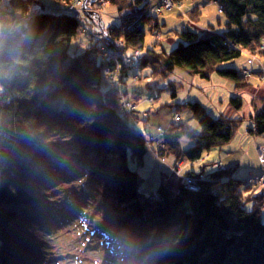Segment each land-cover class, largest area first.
<instances>
[{
  "label": "trees",
  "instance_id": "obj_1",
  "mask_svg": "<svg viewBox=\"0 0 264 264\" xmlns=\"http://www.w3.org/2000/svg\"><path fill=\"white\" fill-rule=\"evenodd\" d=\"M71 1L50 0L48 9L62 10L47 12L32 0H0V264L49 260L46 236L56 210L49 203L47 175L55 171L52 152L42 144L54 134L71 140L75 150L69 159L86 173L80 204L70 209L72 222L101 238L117 264H264L259 185L231 178L229 170L206 176L201 168L187 172L193 189L182 182L177 189L161 182L153 194L141 189L142 178L129 159L141 164L147 147L129 122L131 115L119 109L127 91L118 85L139 65L150 69L145 86L151 92L175 69L201 78L216 74L243 88L246 77L225 64L243 52L264 57V0H214L225 14V29L199 33L183 25L167 52L145 45L159 24L153 23L148 0H133L125 23L136 25L120 34L114 23L104 26L89 14L83 18L106 42L102 38V49L95 38L79 55L68 51L82 25L63 9ZM174 83L166 84L171 97ZM242 103L229 98L233 109ZM182 105L201 131L185 132L192 141L185 150L178 139L164 137L176 159L201 160L204 152L231 140L238 118L211 117L198 101ZM248 119L247 131L264 136V105Z\"/></svg>",
  "mask_w": 264,
  "mask_h": 264
},
{
  "label": "rangeland",
  "instance_id": "obj_2",
  "mask_svg": "<svg viewBox=\"0 0 264 264\" xmlns=\"http://www.w3.org/2000/svg\"><path fill=\"white\" fill-rule=\"evenodd\" d=\"M32 1L45 6H47L46 3L50 4V0ZM170 1L171 8L164 9L156 16L157 21L154 20L153 23L157 22L159 28H152L147 34L146 46L153 43L154 48L169 51L176 41L175 31H179L183 25L199 33L204 31L220 33L225 29L226 17L216 1ZM82 2L83 0H72L63 8L76 20L82 22L77 35L70 42L68 51L71 55L81 54L86 45L96 39L100 40V48L105 49L103 33L99 32V35H96L83 20L87 13L81 7ZM132 2L133 0H115L113 3L111 0H91L87 5H93L94 13L100 14L99 17L91 13L93 20L102 24L103 18L104 26L114 23L116 33L120 34L123 30L131 29L132 25L133 27L136 25L135 20H131L129 24L125 23L129 21L126 13L132 9L130 8ZM159 2L160 0H148L145 4L148 12ZM100 28L103 27L100 26ZM117 41L120 45H124L121 40ZM139 52L138 50L133 54L139 56ZM126 58H128L127 55ZM250 59H252V64L249 63ZM225 66L239 70L243 77V71H250L251 74L249 73L246 77V86L237 89L231 80L216 74H211L209 78H201L181 69H175L158 83V89L151 92L145 86L149 80L147 76L150 69L139 65L128 69L125 83L118 84L120 89L127 91V97L120 95L119 109L131 115L129 122L140 134L142 133L147 147L141 164L129 159L130 167L137 170L142 178L141 189L145 193H155L161 182L173 189L178 188L179 182L186 185L190 179L187 172L190 170L199 172L201 168L206 176L217 173L218 169L229 170L231 178L238 180L247 178L248 186L259 185L257 193H264V159L260 157V154L264 157V136H256L247 131L250 127L248 119L250 114L248 113L251 110L258 111L264 105V80L260 75L262 71L264 72V57L259 53L243 52L240 58L226 63ZM118 71H121V66ZM111 79L114 84L118 83L116 71ZM170 81L176 82L174 83L176 94L173 97L170 95L173 89L169 85L166 87L167 82ZM136 91H142L139 98L132 95ZM121 93L123 92H119ZM232 96L242 99V106L238 110L233 109L229 104V98ZM192 100L201 103L211 117L218 118L222 115L225 118L239 119L234 134L227 144L212 147L204 152L201 160L195 162L176 159L164 142L165 136L168 137V142L178 139L179 147L185 150L192 144L185 132L199 133L201 131L192 112L182 105ZM166 103L168 105H165ZM70 141L66 137L54 134L44 139L42 144V146L47 145L45 147L49 149V153L52 152L54 158L52 167L53 172L55 171L47 175L50 186L48 187L49 203L56 210V216L52 217V221L56 222L55 226L53 223V228L49 226L46 236L48 248L45 255L46 259H49L47 264H117L111 259L110 253L107 254L101 238L91 236L88 231L84 230L87 225L79 228L72 222L71 217L75 214L70 209L80 204L79 197L83 194V183L86 180L84 174L86 173L69 159V154L75 150L72 149ZM73 171L79 173L78 178L72 176ZM261 198L263 200L260 217L264 223V196ZM246 207L251 209L252 204L249 202ZM14 228L15 233L20 231L16 226ZM127 259L128 263L133 262L131 257ZM38 264H44V258Z\"/></svg>",
  "mask_w": 264,
  "mask_h": 264
},
{
  "label": "built area",
  "instance_id": "obj_3",
  "mask_svg": "<svg viewBox=\"0 0 264 264\" xmlns=\"http://www.w3.org/2000/svg\"><path fill=\"white\" fill-rule=\"evenodd\" d=\"M171 6H172V3H171L170 0H160V2H159L158 5H156V6H154V7L151 8V11H152V13H156V14L159 15L162 11H164V9L168 10V9L171 8ZM251 60L252 59L249 60V63L252 62ZM243 73H244V77H247V75L249 73L251 74V72L250 71H247V70L246 71H243ZM260 75H261V79L264 80V72L263 71L260 73ZM260 157H261L262 160L264 159L263 154H260ZM186 185H187L186 186L187 188L193 189V187H191L192 184H191L190 180H188L186 182Z\"/></svg>",
  "mask_w": 264,
  "mask_h": 264
},
{
  "label": "bare ground",
  "instance_id": "obj_4",
  "mask_svg": "<svg viewBox=\"0 0 264 264\" xmlns=\"http://www.w3.org/2000/svg\"><path fill=\"white\" fill-rule=\"evenodd\" d=\"M94 1V0H93ZM37 6L38 7H46L44 4H37ZM88 7L89 8H87L86 10H85V12L87 13V14H89V15H91V13H93L92 15H97L96 13H94V10L93 9H91L90 8V6L88 5ZM46 9H48L47 7H46ZM61 8H60V6H55L54 7V9H52V8H50V9H48L47 11H51V12H55V11H58V10H60ZM150 13H152V11H150ZM152 14H155L156 16L158 15V14H156V13H152ZM100 15V14H99ZM99 15H97V16H99ZM100 17V16H99ZM103 19V18H102ZM102 22V21H101ZM116 70V69H115ZM109 72V71H108ZM114 73H115V71H114ZM113 73V74H114ZM137 77V76H136ZM259 187V186H258ZM44 264H47V261L45 260V262H44Z\"/></svg>",
  "mask_w": 264,
  "mask_h": 264
},
{
  "label": "water",
  "instance_id": "obj_5",
  "mask_svg": "<svg viewBox=\"0 0 264 264\" xmlns=\"http://www.w3.org/2000/svg\"><path fill=\"white\" fill-rule=\"evenodd\" d=\"M91 0H83V2L81 3V7L82 9L86 10L88 7V3L90 2ZM93 1V0H92Z\"/></svg>",
  "mask_w": 264,
  "mask_h": 264
},
{
  "label": "crops",
  "instance_id": "obj_6",
  "mask_svg": "<svg viewBox=\"0 0 264 264\" xmlns=\"http://www.w3.org/2000/svg\"><path fill=\"white\" fill-rule=\"evenodd\" d=\"M252 111V110H251ZM251 111L248 113V114H250L251 113Z\"/></svg>",
  "mask_w": 264,
  "mask_h": 264
}]
</instances>
